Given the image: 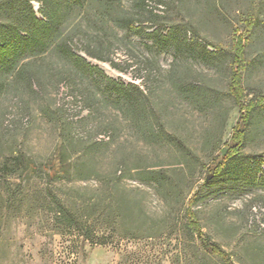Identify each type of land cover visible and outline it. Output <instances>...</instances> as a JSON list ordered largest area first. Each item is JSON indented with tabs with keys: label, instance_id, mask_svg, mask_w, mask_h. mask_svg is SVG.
Here are the masks:
<instances>
[{
	"label": "rangeland",
	"instance_id": "obj_1",
	"mask_svg": "<svg viewBox=\"0 0 264 264\" xmlns=\"http://www.w3.org/2000/svg\"><path fill=\"white\" fill-rule=\"evenodd\" d=\"M99 1L70 5L53 45L0 73V264H197L196 240L183 226L189 205L236 263L264 264L257 166L241 161L216 176L211 168L242 106L264 92V0H106L105 8ZM24 2L0 0V23L16 20ZM30 4L41 17V3ZM249 13L258 15L251 35ZM125 18L179 43L158 46L124 27ZM237 32L249 37L240 104L229 91ZM59 44L124 87L76 68ZM244 127L241 151L261 157L262 169L264 108L254 107ZM57 147L71 169L51 180L40 167ZM46 189L78 214L93 202L85 210L109 242L91 246L62 231Z\"/></svg>",
	"mask_w": 264,
	"mask_h": 264
},
{
	"label": "trees",
	"instance_id": "obj_2",
	"mask_svg": "<svg viewBox=\"0 0 264 264\" xmlns=\"http://www.w3.org/2000/svg\"><path fill=\"white\" fill-rule=\"evenodd\" d=\"M37 1L42 5L40 9L41 17L36 16L30 4V0H26V2L22 4L24 6L16 9V20L9 23L3 21L0 23V73L2 74H9L14 71L19 61L27 54L42 53L50 45H53L56 38L61 33L68 7L73 4H82L86 0ZM6 3L7 2H5L4 5H6ZM99 4L105 8L107 1L100 0ZM2 11H4V9L0 8L1 13H6ZM257 16L256 14L249 13L244 19L245 28L250 32L249 35H251L258 23ZM125 19V24H122L124 27L144 32L145 35L158 46H162V44L167 43V41H173L176 45L179 43L175 41L169 32L163 34L155 29L146 31L140 24L136 25L132 18ZM234 35L229 91L233 99L240 104L244 91L242 85V71L246 67L245 43L248 42L247 38L249 39V37L238 32ZM58 46L61 53L70 59L76 68L88 71L95 76L104 77L110 84H115L117 87H124L123 84L115 83L113 79L105 76L97 66L91 65L84 57L75 54L69 46L64 44H59ZM86 52L97 57L89 50H86ZM208 53L213 54V52L210 51H208ZM120 88H117L116 92L118 94H123L124 90ZM257 105L264 108V92L250 98L248 103L242 106L243 109L240 114L241 119L231 135L230 143L225 146L219 154H216L211 161V168L215 171V176L223 172L232 171L234 165L242 161L246 167L253 169V167L257 166L253 171L252 179L260 185L264 184V167L258 169V166L262 163V158L258 157L256 160L241 151L242 142L245 137L244 125L248 123L251 111ZM27 166L32 170L36 169L30 162L27 163ZM40 169L44 171L49 179L56 180L69 176L71 164L64 159L60 147H57L47 162L41 164ZM154 181L155 185L160 183L158 177L154 178ZM108 185L112 189L110 192V212L114 214V211L117 210V204L115 200H113L115 180H111ZM45 198L49 204L52 221L58 225L62 231L81 236L85 241H88L91 246L103 245L109 242L103 235L99 234L100 230L96 218L94 219V217L90 216L89 212L85 210L91 206L93 202L88 203L85 201L81 206L82 213L78 214L77 211L75 212L62 198L50 189H46ZM184 216L185 222L183 226L189 232L190 238L196 240L195 245L198 256L195 257L196 261H198L197 264H202L206 259L215 260V262H220L221 264H238L231 258L228 251L219 243L212 241L211 238L203 232L197 214L190 205L184 210ZM153 220L156 219L150 217V221L155 223Z\"/></svg>",
	"mask_w": 264,
	"mask_h": 264
},
{
	"label": "bare ground",
	"instance_id": "obj_3",
	"mask_svg": "<svg viewBox=\"0 0 264 264\" xmlns=\"http://www.w3.org/2000/svg\"><path fill=\"white\" fill-rule=\"evenodd\" d=\"M96 63H98V62H96Z\"/></svg>",
	"mask_w": 264,
	"mask_h": 264
}]
</instances>
